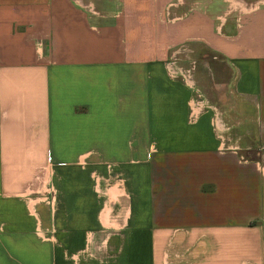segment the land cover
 I'll use <instances>...</instances> for the list:
<instances>
[{"label": "crops", "instance_id": "1", "mask_svg": "<svg viewBox=\"0 0 264 264\" xmlns=\"http://www.w3.org/2000/svg\"><path fill=\"white\" fill-rule=\"evenodd\" d=\"M0 264H264V0H0Z\"/></svg>", "mask_w": 264, "mask_h": 264}, {"label": "built area", "instance_id": "2", "mask_svg": "<svg viewBox=\"0 0 264 264\" xmlns=\"http://www.w3.org/2000/svg\"><path fill=\"white\" fill-rule=\"evenodd\" d=\"M192 65H194V64H192ZM192 72H193V66H191V68H189L187 70H183L181 72H178V74L180 73V75L183 78H185L186 82L190 84V82L192 80Z\"/></svg>", "mask_w": 264, "mask_h": 264}]
</instances>
